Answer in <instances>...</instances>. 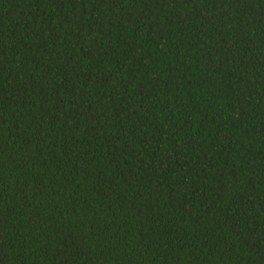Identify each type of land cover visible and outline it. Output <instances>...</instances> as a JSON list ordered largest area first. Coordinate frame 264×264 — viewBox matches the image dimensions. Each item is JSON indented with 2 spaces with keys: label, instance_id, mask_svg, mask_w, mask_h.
<instances>
[{
  "label": "trees",
  "instance_id": "16d2710c",
  "mask_svg": "<svg viewBox=\"0 0 264 264\" xmlns=\"http://www.w3.org/2000/svg\"><path fill=\"white\" fill-rule=\"evenodd\" d=\"M0 264H264V0H0Z\"/></svg>",
  "mask_w": 264,
  "mask_h": 264
}]
</instances>
